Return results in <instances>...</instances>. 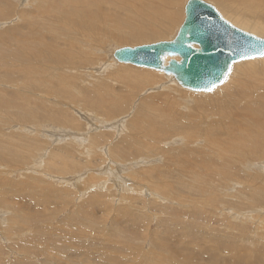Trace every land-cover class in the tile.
Returning <instances> with one entry per match:
<instances>
[{
	"label": "rangeland",
	"instance_id": "1",
	"mask_svg": "<svg viewBox=\"0 0 264 264\" xmlns=\"http://www.w3.org/2000/svg\"><path fill=\"white\" fill-rule=\"evenodd\" d=\"M75 1L0 0V8L6 11V16L0 17V33L8 31L12 38H15L14 34L19 37V33L25 32L27 17L37 18L40 10H47L49 4L51 6L58 4L57 11L67 9L63 11V14L69 21H74V24L75 21L78 23V32L88 30L85 26L91 20L83 22V5L72 6ZM88 1L92 2V0ZM187 1L164 0V2L153 4L161 10V16L153 21L156 31L153 36L121 40L115 37L116 32H111L109 33L110 38H105L108 34L102 35V43L98 46L95 44L87 47L80 45V48L73 50L72 67L66 64L60 68L55 67V69L54 66L60 64L57 61H51L55 64L54 66L49 63L33 65L34 70L37 68L33 80L45 81L43 88L39 87L35 90L34 86H26L27 82H31V78L23 77L22 70L30 68V63H22V60L15 63L10 61L6 71L9 72L7 77L11 78L9 83V79L3 80V73L0 70V91H7L5 100L9 109L5 117L10 120L5 123H10L9 125L2 124L3 129L0 128V132L5 135L9 130L7 138L11 147L14 146V141L15 143L20 141L21 147L24 148L19 152L21 155L31 152L26 151L27 146H22L25 142L26 144L29 142L33 148L38 145L43 147L39 152L35 148L23 162L17 160L16 156L10 158L7 155L9 157L6 161V163L9 162L7 163L8 168L0 171V212H4V215L1 213L4 218L3 222H0V264H216L207 258L210 256L213 259L217 257V264H224L225 261L230 260L231 264H264V213H262L264 212V161L262 159L264 154L259 152L264 151L262 147L247 149L245 156L256 159L255 161L249 159L241 161L249 162L248 169L244 164L233 163L222 184L216 189L211 188L209 193L198 199L193 193L187 197V193L180 188L189 187V185L202 188L208 182V177L199 180L187 179L185 182L186 179L179 176L178 170L174 171L173 167L166 162V157L159 151L166 150L169 157L177 156L182 144L174 140L175 136L169 138L170 140L158 141L153 144L155 146L149 143L150 148L147 147L144 150L145 153L140 156L135 155L123 164L121 160L123 157H119L121 151L126 150L127 141L131 143L130 146L127 145L129 149L134 148L137 142H148L144 139L139 140L134 135L131 122L135 119L141 103L151 97L160 99L154 102L157 106L164 104L166 97L176 98L174 95L171 96L166 86L171 85L174 87L173 90L176 88V91L182 90L183 92H180L185 95L183 97L187 99V102L200 100L198 104L206 109L231 108L227 92L230 89L232 91V86L237 80L235 76H239L251 60L234 64L235 73L226 85L223 87L220 85V88L217 87L211 92L203 93L178 86L171 77L159 70L153 71L120 64H114L110 68L103 67L104 64L110 63L114 49L171 40L183 23V10ZM203 1L212 5L225 20L239 29L244 30L235 21L231 22L228 19L232 17L233 12L236 13V18L243 15L250 20L259 19V24H264V21L257 17L260 13H251L239 7H233L234 10H231L215 0ZM93 13V18H97V14L94 11ZM13 41L7 44V48H22V40ZM2 46L4 47L0 43V49ZM99 46H102L101 49ZM60 48L65 49L66 47L62 45ZM24 60L28 61L26 57ZM255 62L260 64V61ZM98 64L103 68L99 69ZM128 69L154 72L159 76V80L155 83H145L142 79L128 77L126 74ZM10 70H12L11 77ZM47 86L48 89L50 87L49 90ZM120 99L124 101L122 103L124 106L120 110L122 112H114L111 118H105L101 110L112 109L113 111L115 108L111 104L119 103ZM98 100H104L99 110L96 108ZM175 102H178V99H175ZM189 106H192V103ZM184 110L182 105L177 108L178 113H185ZM194 112V114H200L198 110ZM211 116L219 115L213 113ZM90 119L104 120V124L98 126L99 123L93 120L89 123ZM113 121H121L122 127H113ZM263 121V116L255 121L259 129L264 127ZM70 122L75 125L70 126ZM67 130L75 136L67 137ZM2 133L0 139L5 138ZM97 134H105L104 140L89 146L91 143L89 137ZM17 150L18 148L11 149L12 152ZM36 151L42 154L40 168L38 166L39 171L24 173L22 168L36 159L38 155ZM54 151L62 160L56 161V167H50V169L47 165ZM129 152L132 154L131 150ZM231 156V160L244 157L236 154H231ZM112 158L116 160L113 161ZM127 162L134 164L130 166L126 164ZM154 166L158 167L157 170L161 172L166 170L162 175H165L168 180L161 182L162 177L157 171L149 178L151 184L147 183L148 175H143L144 170ZM106 169L107 173H105ZM17 171L22 173L15 177ZM128 171L136 175H128ZM100 176L105 177L100 178ZM131 176L132 180L135 179L134 181L129 180ZM126 177L129 178L126 179ZM62 179L66 182L63 183ZM75 179H81V181H75ZM116 180L126 181L127 187L121 189L116 187L115 184L118 182ZM71 181L72 183L77 182L81 187L85 183L86 187L81 188L82 191H76L77 183L73 185ZM90 182L94 184H89ZM99 182L103 184L98 185ZM68 183L71 186L67 185ZM168 188L175 200L168 199L163 194L162 190ZM183 195L188 199L183 198ZM91 208L95 211L87 213L92 210ZM231 210L237 212L239 218L231 215ZM24 221L27 223H23ZM184 242L186 244H183ZM68 244H73L74 248L70 247V250H66L58 247ZM186 245L190 250L184 253L185 257L183 254L179 256L178 251L172 252V249L178 250L180 247L183 249Z\"/></svg>",
	"mask_w": 264,
	"mask_h": 264
},
{
	"label": "bare ground",
	"instance_id": "2",
	"mask_svg": "<svg viewBox=\"0 0 264 264\" xmlns=\"http://www.w3.org/2000/svg\"><path fill=\"white\" fill-rule=\"evenodd\" d=\"M215 1L223 4L224 6L231 8V10H234L233 7H239L242 9H246L248 12H251V13H260L257 15V17L264 21V0H215ZM52 2H55V1H52ZM157 2H164V0H146V1L145 0H92V2H90L88 0H85V1L76 0L74 5H72V6H78L79 4L83 5V9H84L83 22L85 20H91L90 23L85 26V28L88 30H81L80 32H78V28H77L78 23L75 21V24H74V21H69L64 16L63 11L67 10V9L63 8L62 11H57L56 7L58 4H56V6H51L49 4L48 9L46 8L47 10H43V11L40 10L39 16L37 15L38 14V12H37V14H36L38 16L37 18H35L34 16H29V17L26 16L28 18V21L24 26L25 32L19 33V35H20L19 37H16L14 34L15 38H12L10 36V32H8V31H2V33H0V40H1L0 43H2L4 45V47L2 46L0 49V70L3 73V76H2V77H4L3 80L7 81L9 79L7 77V76H9V72H6L9 62L12 61L13 63H15L19 60H22L23 61L22 63H25V64L30 63V66H29L30 68H24L22 70V73L24 72L23 77L26 76L28 78L29 77L31 78V82H27L26 86L27 87H31V86L33 87L34 86L35 90H36V88H39V87L43 88L42 85L45 84V81L43 82V81L33 80V76L35 75V73H37V71H35L37 68L34 70L35 66L33 67V65H37L39 63H49V64L54 66L55 64L51 63V61H57L60 64L59 65L57 64L58 66L55 65L54 68L55 67L60 68L61 66H63V65L65 66L66 64L68 66L72 67L73 65L71 64V62H72V57H73V52H74L73 50H75L76 48H80V45H84L85 47H87V46H91L92 44H95L98 46L102 43V39H103L102 35L108 34L105 38H110L109 33H111V32H116L117 34H115V37L118 39H121V40L140 39V38L150 37V36L155 35L156 31L154 30L153 21L155 18L161 16L160 8L153 5ZM56 3H58V2H56ZM79 7H81V6H79ZM103 8H105V9H103ZM93 11L97 14V18H93V14H94ZM65 14H66V12H65ZM4 15L6 16V11L4 10V8H0V17H2ZM73 16L74 17L76 16L74 12H73ZM231 16L232 17L228 18V19H230L231 22L235 21L245 31L250 32V33H252L258 37H264V24H259V19L250 20V19L245 18L243 15L238 16L236 18L235 12L231 13ZM50 17L52 19H50ZM183 19H184V12H183ZM81 23H82V21H81ZM92 30H94V31H92ZM126 30H131L133 32L130 33ZM84 31H86V33ZM15 39L22 40V42H23L22 48L21 49L7 48V44L9 42L15 40ZM105 43H106V41H105ZM62 45H64L66 48L65 49L60 48V46H62ZM99 47L101 49L102 46H99ZM113 51H112V53L110 52L111 53L110 63L104 64L103 67L106 66V67L110 68L114 64L131 66L130 64L117 63L115 61V59H113ZM25 57L28 59L29 62L27 60H24ZM171 58L172 57H169V56L165 57L164 58V64H167V62ZM173 58L176 60H179V57H177V56H174ZM260 58H255L257 60L250 59L251 61L243 60V61H249V64L246 68H244V70L242 71V73L239 76H237V75L235 76L237 78V80L235 81V83L232 86V91L230 89L227 92L229 94L228 100L231 102V108L230 109H226V110L218 109V108L206 109V108H204L198 104L199 102H201L200 100H196V101L195 100H193V101L189 100L190 102H187V99L185 100V98L183 97L185 95H183L180 92L182 90L176 91V88H175V90H173L174 87H171V85L166 86V89H169L171 96L174 95V97H176V98L172 99V98L166 97L164 99L165 103L160 105V106H157L154 104V102L156 100H160L159 98L151 97L149 100H146V101H148V103L146 101L142 102L140 107H139L137 114L135 115V119L131 122L133 125L131 127V129L134 130V135L137 138H139V140L144 139V140H147L148 142H145V141L142 143L137 142L138 144H136V146L134 148L129 149L130 147H127V145L130 146L131 143H128V141H127L126 142L127 144H125L126 150L121 151L120 156H119V157H123V159H121L122 164L124 161L132 159V157L135 155L140 156L141 154L145 153L144 150L147 149V147H149L150 144H152L151 146H155L153 144H155L156 142L162 141V140L164 141L165 139H169V138L175 136L176 139H174V140H176L177 143L180 142L182 144L179 148L177 156L169 157L166 150H163V151L159 150V151H160V153H163L162 155H164L166 157V162H168L170 164V166L173 167L174 171L178 170V172H180L179 176L184 177V180L186 179L185 182L187 181V179H189V180H193V179L197 180L198 179L199 180L201 178L203 179L205 177H208V182H206L202 188L201 187H194L195 185L194 186L189 185V187L185 186V188H182V187L180 188V189H182V191L187 193L186 194L187 197L190 196L189 194L193 193L195 195L194 197L196 199H198L202 195H205L206 193H209L211 188L216 189L219 185H221L223 179L227 178L226 175L230 172L229 169L231 168V165L233 163L241 164V165L244 164L245 167L248 169L250 167L249 162L244 163V161H246V159H249L251 161H255L256 159L248 158V156L247 157L245 156L247 149L248 148L255 149L258 146L262 147L264 149V127L259 129L258 123L255 122L256 120L260 119L261 116L264 117V57L261 59ZM113 61H115L116 63H114ZM255 61H260L259 62L260 64H257V62H255ZM236 63H234V64H236ZM234 64L231 65V68H230L231 71L230 72L228 71V73L226 75L227 79H225L223 81V83H222L223 85L220 84L221 87L226 85L231 80L232 75L235 73V71H234L235 65ZM100 65H101V63H100ZM98 66H99V64H98ZM103 67L99 66V69L103 68ZM141 68L149 69V70H153V71H158V70L146 68V67H141ZM66 69H68V68H66ZM95 69H96V67H95ZM143 69H139L137 71L128 69L126 71V74L128 77H134L137 79H142V80H144L145 83H152V82L155 83L159 80V76L154 74V72H150L148 70H143ZM96 70H98V68ZM125 70H126V68H125ZM160 72L163 73L162 71H160ZM51 73H52V71H51ZM86 73L87 72H85V74ZM88 73H90V72H88ZM11 75H12V70H10V77H11ZM165 75L168 77H171L173 80L171 78L170 79L173 82H175V84H177L180 87H183V86H181V84L179 82L176 81V79L173 75H171V74H165ZM123 80H125V79H123ZM10 81H11V78L8 80V83ZM220 85L215 86L214 88H212V90L219 87ZM1 86H3V85H1ZM134 88L135 87H133V89ZM183 88H185V87H183ZM47 89H48V86H47ZM49 89H50V87H49ZM51 90H53V89H51ZM211 91H195V92H202L203 93V92H211ZM6 92L7 91H5V90L0 91V106H1L0 128L1 129H3L2 128L3 125L7 126L10 124V123L5 124V123H8L10 121L8 119V117H5L9 113V109H8V106H7V103L5 100V97L7 96ZM175 99H178V102H175ZM194 99H195V97H194ZM90 101H92V100H90ZM103 101L104 100H98L97 101L98 105H96V108L98 110L100 108L99 106H102L101 104H103L102 103ZM113 102H115V101H113ZM123 102L124 101L121 100L119 103H117V102L112 103L111 104L112 107L115 108V109H113V111H111L112 109L108 110V111H104V110L100 109L101 111L104 112V113H102L103 116L108 119V118H111V116L114 114V112L115 113L120 112V110L124 106V104H122ZM190 103H192V106H189ZM181 105H182V108L185 109L184 110V111H186L185 113H178L177 112V108H179V106H181ZM104 106H106V105H104ZM195 110L196 111L198 110L200 114H194ZM148 111L149 112L151 111V113H149ZM213 113L217 114L219 116H216V117L211 116ZM91 120H93V119H90L88 122L92 123ZM184 120H185V122H184ZM93 121L98 122L99 123L98 126H102L104 124V122H103L104 120L103 121L93 120ZM112 124H113V127H116V128L122 127L121 121H117V122H114ZM74 125L75 124L71 123L70 126H74ZM4 130L6 131L7 129H4ZM8 131L9 130L6 131L7 133H5V135L2 132H0V134L2 133V136L5 137L3 139H0V171L2 169L8 168L7 163H9V162L6 163L7 158H9V157L11 158V157L16 156V157H18L17 160H21L23 162V160L25 158H27L31 154V152L33 150H35V148L38 152L40 151V149L43 148V147L41 148L40 145L33 148V146L31 144H29V142H28V144H26L27 142H25L22 144V146L23 145L25 147L27 146L26 151L27 152L31 151V152H30V154L24 153L21 155L19 152H21L22 149H24V148L21 147V143H19L20 141H17V143H15V141H14V146L11 147V143L9 142V140L7 138V137H9ZM67 132H68V130H67ZM71 133H73V132H71ZM104 135L105 134H97L95 136H90L89 141L91 143L89 144V146L91 144L96 145V144L102 142L104 140V137H103ZM59 136H61V135H59ZM66 136L67 137H71V136L73 137L75 135L70 134V132H68ZM0 138H1V136H0ZM64 140L65 139H63V141ZM87 145H88V143H87ZM12 148H18V150L15 152H12L11 151ZM114 149L117 150L115 147H114ZM127 149L131 150L132 154ZM149 150H151V149H149ZM113 151H111V152H113ZM93 152L94 151H92V153ZM111 152H110V154H111ZM259 152L264 154V151H259ZM56 153H55V151L52 153V156L50 158L51 160L48 162V165H47L48 168H50V167L55 168L56 167V161L62 160V158L60 156H58ZM88 153H90V152H88ZM155 153H157V152H155ZM231 154H236V155L244 156V157L236 158L238 160H236V159L231 160V158H232ZM7 155L9 157H7ZM111 157H113V156L111 155ZM114 158H112L113 161L116 160ZM262 159L264 161V156ZM41 160H42V154L38 153V155L36 156V159L32 160V163L30 165H26L25 168H22V171L24 173H33V172L39 171L38 166H39V163ZM242 160H244V161L241 162ZM118 161H120V160H118ZM141 162H144V161H141ZM119 163L120 162H118V164ZM122 164L120 166H122ZM126 164L133 166L134 163H128L127 162ZM86 165H88V164H86ZM89 165H90V163H89ZM39 168H40V166H39ZM74 168H77V167L74 166ZM157 168L158 167L154 166V167H151V168L144 170L143 175L144 174L148 175V177L145 176L148 179L147 183L150 182V179H149L150 176L154 172H157V171H158V174L161 175V177H162L161 182L164 183V180L165 181L168 180V178L165 175H162L164 171L161 172V171L157 170ZM123 169H125V167ZM41 170H43V169H41ZM165 172H166V170H165ZM165 172H164V174H165ZM21 173L22 172L17 171V173L15 174L16 175L15 177L21 175ZM105 173H107V169H106ZM127 173H129V171ZM131 173H129L128 175H136V173H133V174H131ZM138 175L139 174H137V176ZM91 176H90V178H91ZM101 177L102 176H100V178ZM104 177H102V178H104ZM127 178H129V177H126V179ZM139 178H141V176ZM151 179H153V178L151 177ZM62 180L64 181L63 183L66 182L65 179H62ZM79 180L81 181V179H79ZM79 180L75 179V181H79ZM89 180H91V179H89ZM104 180H106V179H104ZM110 180H111V178H110ZM129 180L130 181L132 180V176H131V179L129 178ZM134 180H132V181H134ZM86 181H84V182H86ZM116 181H118V180H116ZM177 181H178V179H177ZM179 182H181V181H179ZM189 182L190 181H188V183ZM229 182H231V181H229ZM70 183H72V181ZM75 183H77V182H73L72 184L75 185ZM142 183H144V182L142 181ZM147 183H145V184H147ZM89 184H94V183L90 182ZM102 184L103 183H101V182L98 183V185H102ZM108 184H110V183H108ZM149 184H151V182ZM166 184H164V186L168 187L169 185L167 186ZM182 184H184V183L182 182ZM67 185H70V184L68 183ZM76 185L78 187V188L76 187L77 188L76 191H82L84 186L86 187L85 183L82 185V187L79 186L78 183ZM177 185H176V188H177ZM103 186H105V185H103ZM115 186L119 187L120 189L123 187L126 188L127 182L126 181L120 182V180H119L115 184ZM170 188H172V187H170ZM137 191L139 192V190H137ZM169 191H170L169 188L167 190H162L163 194L165 196H167L168 199L171 198V199L175 200V197H173V195H171L172 193H170ZM167 194H169V195H167ZM156 196H157V194H156ZM187 197L185 195H183V198L188 199ZM188 205H190V204H188ZM91 209L92 210H89L87 213L90 214V211L93 212L94 209L93 208H91ZM95 209H96V207H95ZM1 213H3V215H4V212H0V222H3L2 220L4 218H3V215ZM262 213H264V212H262ZM231 215L239 218V216H238L239 214L237 212H235L234 210H231ZM19 217H20V215H19ZM116 219H117V217H116ZM82 220H84V219H82ZM23 223L26 224L27 222L24 221ZM82 224H83V222H82ZM82 233H84V232H82ZM183 244H186V242H184ZM189 246H192V245H189ZM58 247H61V249L65 248L66 250H68L70 247L71 248L73 247V244L62 245V246L59 245ZM206 247H208V246H206ZM215 248H217V247H215ZM54 249H56V248L54 247ZM75 250H77V249H75ZM189 250H190V248L188 247V245H186V247H184L183 249L181 247L178 250H176V248L172 249V252L178 251L180 253L179 256L181 254H183V256L185 257L186 254H184V253L188 252ZM218 251H219V249H218ZM77 252H80V251H77ZM52 253H54V252H52ZM225 253H226V250H225ZM57 255L59 256V254H57ZM53 256H55V255H53ZM207 256H209V254ZM207 258L209 260H213L217 264V261H218L217 257L214 259L212 258V256H210L211 259L209 257H207ZM58 261H59V259H58ZM221 264H223V263H221ZM224 264H231V260L228 262L225 261Z\"/></svg>",
	"mask_w": 264,
	"mask_h": 264
},
{
	"label": "water",
	"instance_id": "3",
	"mask_svg": "<svg viewBox=\"0 0 264 264\" xmlns=\"http://www.w3.org/2000/svg\"><path fill=\"white\" fill-rule=\"evenodd\" d=\"M262 54L264 38L234 26L209 3L188 0L183 23L171 40L117 48L113 59L171 74L187 89L208 91L223 83L232 64ZM167 56L172 58L164 64Z\"/></svg>",
	"mask_w": 264,
	"mask_h": 264
},
{
	"label": "snow or ice",
	"instance_id": "4",
	"mask_svg": "<svg viewBox=\"0 0 264 264\" xmlns=\"http://www.w3.org/2000/svg\"><path fill=\"white\" fill-rule=\"evenodd\" d=\"M262 57H264V54H262ZM228 71L230 72L231 71V69H228ZM225 79H227V77H225ZM208 91H211L212 89L211 88H209V89H207Z\"/></svg>",
	"mask_w": 264,
	"mask_h": 264
}]
</instances>
